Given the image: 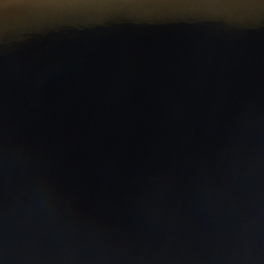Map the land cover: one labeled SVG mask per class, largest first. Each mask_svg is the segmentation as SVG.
Returning <instances> with one entry per match:
<instances>
[{"label":"water","instance_id":"obj_1","mask_svg":"<svg viewBox=\"0 0 264 264\" xmlns=\"http://www.w3.org/2000/svg\"><path fill=\"white\" fill-rule=\"evenodd\" d=\"M0 264H264V0H0Z\"/></svg>","mask_w":264,"mask_h":264}]
</instances>
